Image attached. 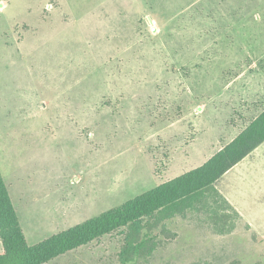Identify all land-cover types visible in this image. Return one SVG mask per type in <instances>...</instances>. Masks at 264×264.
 <instances>
[{"label":"rangeland","instance_id":"1","mask_svg":"<svg viewBox=\"0 0 264 264\" xmlns=\"http://www.w3.org/2000/svg\"><path fill=\"white\" fill-rule=\"evenodd\" d=\"M262 28L264 0H0V169L28 242L199 166L195 111ZM259 228L210 186L44 264H264Z\"/></svg>","mask_w":264,"mask_h":264},{"label":"trees","instance_id":"2","mask_svg":"<svg viewBox=\"0 0 264 264\" xmlns=\"http://www.w3.org/2000/svg\"><path fill=\"white\" fill-rule=\"evenodd\" d=\"M263 141L264 110L203 164L33 244L0 171V264H44L117 230L135 235L143 218L189 204Z\"/></svg>","mask_w":264,"mask_h":264},{"label":"crops","instance_id":"3","mask_svg":"<svg viewBox=\"0 0 264 264\" xmlns=\"http://www.w3.org/2000/svg\"><path fill=\"white\" fill-rule=\"evenodd\" d=\"M243 34L246 38L236 46V53L229 59L226 77L218 80L220 89H216L214 95L208 98L212 103L216 101L217 114L206 121L203 113L195 111L198 116L196 127H199L196 129L199 131L190 143L193 145L186 158L198 161L200 165L264 110V28L258 31L259 39L255 43L250 39L252 33L244 31ZM198 105L195 103L194 108ZM201 105L207 107L205 103ZM232 116L236 117L235 121L231 119ZM198 141L203 143L197 146ZM212 186L251 228H264V141ZM7 187L14 204L10 188ZM3 251L0 240V254Z\"/></svg>","mask_w":264,"mask_h":264}]
</instances>
